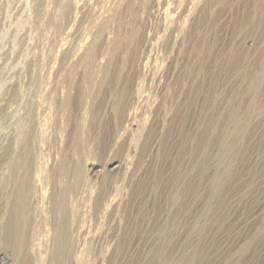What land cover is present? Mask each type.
Listing matches in <instances>:
<instances>
[{"label": "rangeland", "instance_id": "rangeland-1", "mask_svg": "<svg viewBox=\"0 0 264 264\" xmlns=\"http://www.w3.org/2000/svg\"><path fill=\"white\" fill-rule=\"evenodd\" d=\"M0 257L264 264V0H0Z\"/></svg>", "mask_w": 264, "mask_h": 264}, {"label": "bare ground", "instance_id": "bare-ground-1", "mask_svg": "<svg viewBox=\"0 0 264 264\" xmlns=\"http://www.w3.org/2000/svg\"><path fill=\"white\" fill-rule=\"evenodd\" d=\"M119 80V79H118ZM117 81V80H116ZM143 82V81H142ZM132 85L127 84L125 85L119 92L118 98L122 99V102L126 101L127 97L129 96L131 99H136L137 95H138V90L136 88L132 89ZM148 97V96H147ZM119 102V101H118ZM119 104V103H118ZM119 106V105H118ZM120 107V106H119ZM122 109V108H121ZM134 109V108H133ZM126 116V115H125ZM133 112L132 110L128 111L127 113V121L130 122V124H132V119H133ZM238 119V118H237ZM22 163V162H21ZM16 176V175H15ZM15 182V180H14ZM28 182V177L27 175L20 180L19 183H17V193H16V198H14V200L12 199V205L14 206L13 212L11 213V215L8 218L7 224L5 226L4 224V239L6 243H9L10 245H12L13 243L16 244L17 240H18V223L16 221V219L18 218V214L21 212L20 211V206H21V202L19 201V195L22 193V191H24L26 185ZM16 183V182H15ZM22 196V195H21ZM7 200H11L8 199ZM21 200V199H20ZM9 202V201H8ZM9 204V203H8ZM23 204V203H22ZM11 205V204H10ZM59 205V204H58ZM12 206V207H13ZM57 206V205H56ZM22 207V206H21ZM59 207V206H58ZM22 209V208H21ZM58 209V208H57ZM11 210V209H10ZM22 213V212H21ZM22 215V214H21ZM20 225V224H19ZM3 226V225H2ZM21 228V226L19 227ZM22 231V230H21ZM22 233V232H21ZM21 237V236H20ZM22 238V237H21ZM23 241V240H22ZM62 242V241H61ZM8 244V245H9ZM23 245V244H22ZM14 247V246H13ZM0 264H9V260H7L5 257H0Z\"/></svg>", "mask_w": 264, "mask_h": 264}]
</instances>
